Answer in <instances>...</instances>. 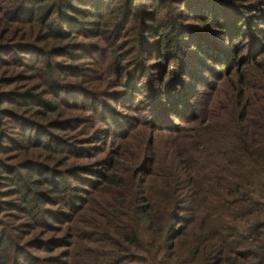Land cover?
Wrapping results in <instances>:
<instances>
[{"label":"trees","instance_id":"16d2710c","mask_svg":"<svg viewBox=\"0 0 264 264\" xmlns=\"http://www.w3.org/2000/svg\"><path fill=\"white\" fill-rule=\"evenodd\" d=\"M0 264H264V0H0Z\"/></svg>","mask_w":264,"mask_h":264}]
</instances>
